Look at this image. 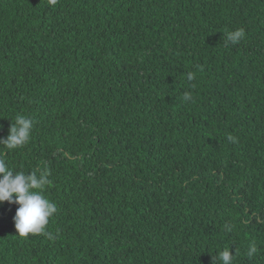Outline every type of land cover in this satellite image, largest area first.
<instances>
[{
    "label": "trees",
    "instance_id": "1",
    "mask_svg": "<svg viewBox=\"0 0 264 264\" xmlns=\"http://www.w3.org/2000/svg\"><path fill=\"white\" fill-rule=\"evenodd\" d=\"M17 114L57 212L20 237L0 203V264H264V0H0V139Z\"/></svg>",
    "mask_w": 264,
    "mask_h": 264
},
{
    "label": "clouds",
    "instance_id": "2",
    "mask_svg": "<svg viewBox=\"0 0 264 264\" xmlns=\"http://www.w3.org/2000/svg\"><path fill=\"white\" fill-rule=\"evenodd\" d=\"M48 3L54 6L57 0H48ZM224 35L227 42L236 44L245 37V31L240 28ZM193 78V74L188 73L187 79ZM183 99L191 101V92H185ZM32 129L33 121L24 114H17L14 122L11 123L7 137L0 139V146L6 149L3 155H0V203L7 201L10 204L19 205L13 221L14 228L20 237L44 233L49 219L57 212L56 203L44 195L46 186L50 184L49 173L29 171L25 174L23 170H15L4 158L10 151L17 150L30 141ZM229 139L233 138L229 137ZM47 234L49 238H52L51 233ZM257 251L255 244H249L246 254L253 257ZM215 253L213 264H233L234 255L230 254L229 246Z\"/></svg>",
    "mask_w": 264,
    "mask_h": 264
}]
</instances>
